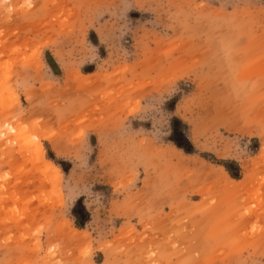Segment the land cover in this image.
<instances>
[{"label":"rangeland","instance_id":"374dc122","mask_svg":"<svg viewBox=\"0 0 264 264\" xmlns=\"http://www.w3.org/2000/svg\"><path fill=\"white\" fill-rule=\"evenodd\" d=\"M0 264H264V0H0Z\"/></svg>","mask_w":264,"mask_h":264},{"label":"bare ground","instance_id":"6f19581e","mask_svg":"<svg viewBox=\"0 0 264 264\" xmlns=\"http://www.w3.org/2000/svg\"><path fill=\"white\" fill-rule=\"evenodd\" d=\"M9 117H10V116H9ZM9 117H8V118H9ZM8 118H7V120H8ZM9 119L11 120V118H9ZM4 121H6V118H5ZM8 123H9V122H8ZM8 123H7V124H8ZM4 124H5V123H4ZM9 124H10V123H9ZM9 124H8V125H9ZM9 126H11V125H9ZM7 130H8V129H7ZM8 131H9V130H8ZM15 131H17L19 134L16 135L14 139H12V141H11L12 143H14V142H15V143H18V142L20 141V136H21V135L24 136L23 131H21V130H19V129H16ZM8 134H9V133H8ZM8 134H7V132H6V135H8ZM8 137H9V135H8ZM8 137H6L7 140H8ZM45 137H46V136H45ZM9 138H10V137H9ZM7 142H8V141H7ZM50 166L52 167V169H54V167H53L52 165H50ZM50 170H51V169H50ZM55 170H56V169H55ZM52 172H53V171H52ZM28 225L31 226V223L29 222Z\"/></svg>","mask_w":264,"mask_h":264},{"label":"water","instance_id":"95a60500","mask_svg":"<svg viewBox=\"0 0 264 264\" xmlns=\"http://www.w3.org/2000/svg\"><path fill=\"white\" fill-rule=\"evenodd\" d=\"M176 142L178 143V145L182 148L183 145H185V143H183V141L181 140V138L177 137L176 138ZM235 174V173H234Z\"/></svg>","mask_w":264,"mask_h":264}]
</instances>
